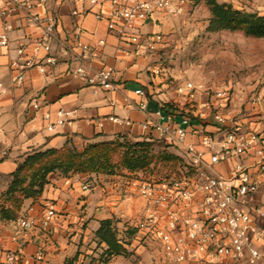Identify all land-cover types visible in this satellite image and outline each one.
I'll return each mask as SVG.
<instances>
[{
  "label": "built area",
  "instance_id": "obj_1",
  "mask_svg": "<svg viewBox=\"0 0 264 264\" xmlns=\"http://www.w3.org/2000/svg\"><path fill=\"white\" fill-rule=\"evenodd\" d=\"M50 1L7 0L1 8L2 17L21 20L25 30L11 61V82L15 87L26 83L30 71L45 75L61 63L54 53L57 18L39 12ZM189 1L74 0L72 15L93 14L106 24L110 35L133 47L132 51L122 49L123 55L146 57L158 51L165 35L144 37L139 31L158 14L182 12ZM13 32V27L6 24L0 34V48H11ZM82 34L83 28L77 26L72 44L62 46L70 74L84 80L95 92L114 90L115 68L94 71L88 64L100 55L106 41L85 44ZM199 91L192 83L177 88L187 105H197L195 109L204 106L196 97ZM208 91L207 111L193 113L195 117L177 114L158 103L152 116L147 93L142 88L135 91L143 98L140 110L149 118L141 128L155 134V138L148 139L177 149L189 166L183 178L134 182L146 206L144 217L134 224L135 238L139 243L154 242L170 264H258L264 257L260 248L264 247V205L256 201L264 194V95L257 92L243 106L228 86ZM39 106L33 99L32 107L37 110ZM58 116L61 118L63 112ZM110 120L119 122L117 118ZM59 124L63 125L64 120ZM53 129L48 127L49 131ZM92 187L87 183L82 189L90 191ZM56 216L55 204L46 200L39 217H21L18 224L25 232H46ZM0 255L3 264H28L22 252L7 251L1 243ZM43 262V251H39L34 263Z\"/></svg>",
  "mask_w": 264,
  "mask_h": 264
},
{
  "label": "crops",
  "instance_id": "obj_2",
  "mask_svg": "<svg viewBox=\"0 0 264 264\" xmlns=\"http://www.w3.org/2000/svg\"><path fill=\"white\" fill-rule=\"evenodd\" d=\"M6 2L0 0V11ZM74 8V0H51L45 8H39V12L51 13L57 18L54 53L60 57L61 63L45 75L30 71L28 80L20 88L11 82V61L17 42L25 37L24 25L21 20L0 15V34L6 24L14 29L11 48H0V191L5 190L18 165L33 152L59 150L68 145L83 151L88 145L118 139L155 138V134L150 135L141 128L149 118L140 110L139 103L143 98L135 91L142 88L147 93L149 114L153 116L160 101L153 97L158 92L151 90L155 84L149 76L150 59L156 53L136 58L123 55L122 49L132 51L133 47L110 35L106 24L97 21L93 14L72 15ZM168 17V14H158L139 32L144 37L164 34L162 27ZM77 26L83 28L81 40L85 44L106 41L100 55L90 59L88 64L94 71L103 67L115 68L114 90L95 92L84 80L70 74L68 57L61 50L65 43L72 44ZM33 99L40 104L37 110L32 107ZM61 112L63 116L60 118L58 114ZM45 116H49V120H45ZM110 118H117L119 122H112ZM60 120H64L63 125L59 124ZM50 126H54L52 131L48 130ZM122 199L111 190L108 193L101 189L84 191L80 179H53V185L48 187L42 200L30 203L21 216L39 217L42 204L46 200L52 201L57 216L50 228L46 232H25L19 224L15 231L2 227L0 243L7 251L22 252L28 264H35L34 257L39 251H43L44 264H63L80 244L92 241L101 221L116 217L122 221L118 224L120 227L131 220L133 225L134 219L145 213V203L135 193L126 200ZM256 201L264 205V194H260ZM148 245L156 246L154 242ZM260 248L264 255V247ZM160 252L161 259L156 264H170L161 249ZM3 263L4 258L0 255V264ZM258 264H264V257Z\"/></svg>",
  "mask_w": 264,
  "mask_h": 264
},
{
  "label": "rangeland",
  "instance_id": "obj_3",
  "mask_svg": "<svg viewBox=\"0 0 264 264\" xmlns=\"http://www.w3.org/2000/svg\"><path fill=\"white\" fill-rule=\"evenodd\" d=\"M215 4L264 16V0H215ZM162 31L165 42L150 59L149 76L155 84L151 90L158 92L153 97H157L160 100L158 104L164 108L195 117L193 113L207 111L208 90L223 86H228L238 104L243 106L257 92L264 95V38H255L243 31H231L217 25L212 0H190L182 12L169 15ZM185 83L197 86L200 91L196 97L204 106L198 105L195 109L196 104L185 103V97L177 92V88ZM109 142L112 143L110 146L90 150L80 160L85 161L87 167L79 171L68 164L55 166L56 154L48 155L41 164H38L39 158L28 162L19 177L12 176L5 190L0 191V229L6 227L15 231L27 206L40 202L56 178L80 179L82 187L89 183L92 189L107 193L111 190L126 200L131 193L140 197L134 185L136 181L183 178L188 175L189 166L183 154L156 139L148 142ZM89 146L83 151L69 145L64 148L82 155ZM133 152L146 155L149 159L147 166H135L130 160ZM129 162H132L131 166ZM143 217L144 213H140L134 219V224ZM103 221L110 222L109 239L117 244L116 249L108 252V247L96 236V230L92 241L80 244L74 255L63 264H156L161 259L158 245L154 247L137 241L132 220L121 227L118 224L122 221L116 217ZM143 237L145 239L146 235Z\"/></svg>",
  "mask_w": 264,
  "mask_h": 264
},
{
  "label": "trees",
  "instance_id": "obj_4",
  "mask_svg": "<svg viewBox=\"0 0 264 264\" xmlns=\"http://www.w3.org/2000/svg\"><path fill=\"white\" fill-rule=\"evenodd\" d=\"M213 1V16H214V22L217 25L223 26L227 30L231 31H243L246 35L252 36L255 38H264V16H260L258 14H251V13H242L239 11L233 10L229 6L224 5H218L215 4V0ZM157 106V105H156ZM121 140V139H118ZM126 140V139H122ZM144 142L151 141L149 139H144ZM112 143L105 142V143H99V144H92L90 145L82 155L76 154L74 151L72 152L69 149L62 148V149H50L46 151H36L32 154L28 155L25 160L18 165L17 171L13 174L14 178L19 177V174L22 172L23 168H25L26 164L32 160H37L38 158V164H41L43 160L48 155L56 154V159L54 161V165L59 167L63 166L64 164H68L71 167L76 168V170H81L83 168H86V162L80 161L82 158L88 155V152L90 150H94L97 147L100 146H110ZM139 145V144H137ZM143 145V144H140ZM93 157L90 158L92 160ZM130 160L133 161L137 166H147L148 164V157L144 155L143 153L140 154V152H133L131 153ZM90 162V161H89ZM132 165V162H129V166ZM134 166V167H135ZM110 226V222L103 221L100 224V228L98 229L96 236L100 239V242L102 244H105L108 247V252H111L116 249V243L114 241L109 239V233L108 228Z\"/></svg>",
  "mask_w": 264,
  "mask_h": 264
}]
</instances>
